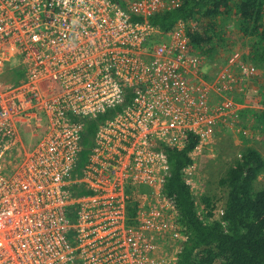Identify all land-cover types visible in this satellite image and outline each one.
Segmentation results:
<instances>
[{"label": "built area", "instance_id": "obj_1", "mask_svg": "<svg viewBox=\"0 0 264 264\" xmlns=\"http://www.w3.org/2000/svg\"><path fill=\"white\" fill-rule=\"evenodd\" d=\"M182 2L0 0V264H175L167 149H209L257 75L232 53L206 79L184 24L151 25Z\"/></svg>", "mask_w": 264, "mask_h": 264}, {"label": "trees", "instance_id": "obj_2", "mask_svg": "<svg viewBox=\"0 0 264 264\" xmlns=\"http://www.w3.org/2000/svg\"><path fill=\"white\" fill-rule=\"evenodd\" d=\"M112 1L126 6V0ZM149 22L164 33L184 24L190 47L206 57L207 63L223 65L229 55L219 58L222 51H227L226 27L235 22L249 48L248 54L242 55L243 61L264 72V0H183L179 7L158 13ZM263 99L261 90L257 94L249 90L235 94L234 100L246 106L238 110L237 121L252 116L264 125V111L249 107H264ZM96 128V123L86 126L80 167L88 161ZM197 144L198 140L191 139L183 149H167L170 176L164 195L171 202L180 234L186 238L175 264H264V188L257 187L264 174V157L253 147L244 148L218 182L225 191L224 199L217 200L208 192L196 197L185 176L203 156L196 155L194 160L192 153ZM128 211L131 216L135 209L129 205Z\"/></svg>", "mask_w": 264, "mask_h": 264}, {"label": "rangeland", "instance_id": "obj_3", "mask_svg": "<svg viewBox=\"0 0 264 264\" xmlns=\"http://www.w3.org/2000/svg\"><path fill=\"white\" fill-rule=\"evenodd\" d=\"M234 25L235 22H230L226 27V44L227 51H229H222L220 54L221 57H219L221 59L224 58L226 53H228L229 56L232 53H237L240 57L243 54H248L249 48L246 46V42L243 41L239 31ZM204 58L206 60L204 72L206 77L214 76L217 71L225 65L218 62L216 64L209 62V64L207 63V58ZM241 60L243 61V57H241ZM256 70L257 75L245 83L244 87L239 90L238 96L240 93H245L247 90L250 92L252 91V94H257L261 90L264 95V72L257 68ZM24 78L23 72L19 71L16 77H14V82H18ZM239 105L241 109L246 108L245 105ZM249 107L259 113L262 110L264 111V107ZM253 119L254 117L252 116L248 119L240 118L232 129L223 127L225 129L222 128L218 130L214 137V144L204 151L203 156L199 158V162H197L198 165L194 175L195 187L193 188L196 197H200L202 194L208 192L215 196L217 200L224 199L225 191L220 188L218 182L225 177L227 170L233 161L238 158L244 148L253 147L264 157V125L259 124L257 121L255 122ZM20 137L28 151H31L37 143V141H32L29 130L26 128H21ZM257 187L264 188V174L259 178ZM220 203L221 202H219V204ZM220 205H222V203ZM180 237L181 239L175 238L172 242H167V244H170L167 249L172 248L175 259L177 253L182 249L183 242L186 240L185 236L180 235L179 238ZM163 254L166 253L163 252Z\"/></svg>", "mask_w": 264, "mask_h": 264}]
</instances>
